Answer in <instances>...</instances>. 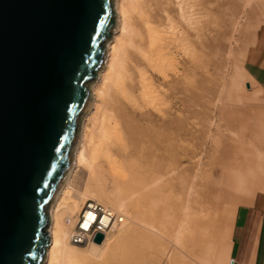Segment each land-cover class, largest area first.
Masks as SVG:
<instances>
[{
  "label": "bare ground",
  "instance_id": "6f19581e",
  "mask_svg": "<svg viewBox=\"0 0 264 264\" xmlns=\"http://www.w3.org/2000/svg\"><path fill=\"white\" fill-rule=\"evenodd\" d=\"M113 7L72 163L49 206L42 264H171L168 243L180 261L226 263L229 215L219 214L218 201L229 196L230 213L264 192V147L251 122L264 113V0H113ZM211 199V217L190 227L187 203L203 200L202 208ZM91 201L109 214L80 231ZM204 241L210 247L197 248Z\"/></svg>",
  "mask_w": 264,
  "mask_h": 264
},
{
  "label": "water",
  "instance_id": "95a60500",
  "mask_svg": "<svg viewBox=\"0 0 264 264\" xmlns=\"http://www.w3.org/2000/svg\"><path fill=\"white\" fill-rule=\"evenodd\" d=\"M113 27V0H0V264L44 261Z\"/></svg>",
  "mask_w": 264,
  "mask_h": 264
},
{
  "label": "crops",
  "instance_id": "0c3cea01",
  "mask_svg": "<svg viewBox=\"0 0 264 264\" xmlns=\"http://www.w3.org/2000/svg\"><path fill=\"white\" fill-rule=\"evenodd\" d=\"M261 73L264 88V61ZM229 243L234 264H264V192L256 193L250 203L237 207Z\"/></svg>",
  "mask_w": 264,
  "mask_h": 264
},
{
  "label": "rangeland",
  "instance_id": "374dc122",
  "mask_svg": "<svg viewBox=\"0 0 264 264\" xmlns=\"http://www.w3.org/2000/svg\"><path fill=\"white\" fill-rule=\"evenodd\" d=\"M113 9H114V7H113ZM105 45H106V43H105ZM95 79H94V81H95ZM263 101H264V95H263V98H262L261 103H260V104H262L264 106V102ZM252 120L253 121H251V122L253 124V127L256 128V129H254V132H256L255 133L257 135L256 137L262 141L261 145H262V148H263L264 147V113H263V119H262L263 121L260 122V121L254 120V119H252ZM254 132H252V133H254ZM252 136H255V135H251V137ZM205 149H206L205 147L203 149H201L200 156L198 157V161H197L196 166H195V174L193 175V177H191V179H190V181L188 183L187 191L184 194V195L187 196V199H191L190 188L193 185V183L196 181V174L203 169V165L204 164H202L203 163L202 156L205 154V151H206ZM263 151H264V148H263ZM254 165H255V163H254ZM207 170L208 169L205 170V168H204L203 177L204 176L207 177V178L212 177L210 172H208ZM247 171H249V170L247 169ZM84 179H85V175L84 176L82 175V178H81L80 182L77 184L79 188L82 187ZM259 192H261V191H257V193H259ZM250 195H248L247 197H244V199L242 201H240L238 203H234V205L232 206V209H230V213H229V209H228L229 205L232 204V201H231L230 197L228 196L229 198L227 197V199H223V200L221 199L220 201H218L217 207L221 208L219 214L220 215L223 214L224 216L225 215H229L227 217V219L223 221L224 227H223V230H222V236H223V240L224 241L229 242L230 229H231V225H232L233 218H234L235 211H236L237 207L242 205V204L250 203V201H251L250 200V197H251ZM202 202H203V200H198V201H193V203H187L188 204L187 210L189 211L190 209H193L191 218L188 221V224H190L189 225L190 227L198 228L199 224L207 222L205 220L206 216L211 217L212 206L214 205L215 201L213 199H211L210 201H208V204H206V205H208V207H202L201 208ZM202 206H203V204H202ZM47 230H48V228H47ZM186 237H188L187 234L185 235L183 241L188 243V241H187L188 238L186 239ZM172 242L175 243V239H173ZM186 245H187V247H190L189 243L186 244ZM206 247L208 249L210 247V245H208L204 241V243H202V244L200 243L199 247H197V248L201 249V248H206ZM216 247L220 248V245L217 244ZM167 248H168L167 257L169 259L173 260V262L171 264H191V263H193V260L192 261L188 260L186 262L185 261H180V258H181L182 255H181L180 252L177 251L176 247L173 246L172 244L168 243ZM192 250L195 251L196 249L194 247H192ZM225 262L226 263H221V264H234L233 259L230 256H229L228 259H226Z\"/></svg>",
  "mask_w": 264,
  "mask_h": 264
},
{
  "label": "built area",
  "instance_id": "2783aa9c",
  "mask_svg": "<svg viewBox=\"0 0 264 264\" xmlns=\"http://www.w3.org/2000/svg\"><path fill=\"white\" fill-rule=\"evenodd\" d=\"M94 202H88L86 204L85 209L81 212L80 216H79V220L77 223V229H80V231H83V224L86 220H90L89 218H91L90 224L88 225L87 229L89 228H93L94 226H96L97 228L100 226V223L102 222V219L105 216H107V211L105 209H103V207L99 204H93ZM90 214V215H88ZM92 217H88L91 216Z\"/></svg>",
  "mask_w": 264,
  "mask_h": 264
}]
</instances>
